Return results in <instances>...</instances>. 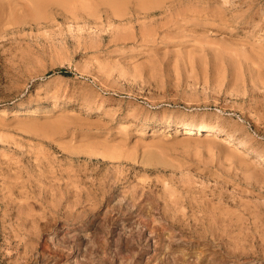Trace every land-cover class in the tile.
<instances>
[{
  "label": "rangeland",
  "instance_id": "obj_1",
  "mask_svg": "<svg viewBox=\"0 0 264 264\" xmlns=\"http://www.w3.org/2000/svg\"><path fill=\"white\" fill-rule=\"evenodd\" d=\"M144 1L0 0V264H264V0Z\"/></svg>",
  "mask_w": 264,
  "mask_h": 264
},
{
  "label": "bare ground",
  "instance_id": "obj_2",
  "mask_svg": "<svg viewBox=\"0 0 264 264\" xmlns=\"http://www.w3.org/2000/svg\"><path fill=\"white\" fill-rule=\"evenodd\" d=\"M146 1V0H145ZM144 1V2H145ZM146 3V2H145ZM144 3V4H145ZM133 5V4H132ZM141 5V4H140ZM111 7V6H110ZM135 7V6H134ZM143 8V7H142ZM193 11V10H192ZM113 12V11H112ZM118 12V11H117ZM208 14V13H207ZM147 16V15H146ZM155 34V29L151 28V27H146L142 30V36H144V38H148V36ZM136 40V39H135ZM236 50V49H235ZM228 54V53H227ZM231 55V54H230ZM153 127V126H152ZM158 128H163L164 130H177V131H184L186 133H190L193 134L194 132H196V134H201V135H205L208 138H218L220 142L226 143L228 149L232 152L231 154H233L235 151H240V152H252L253 153V149L252 148H245L242 143L240 141H236L234 140L232 137H230L229 135L223 133L222 131H220L218 128H216L215 126H210V127H206L200 123H188L186 121H157L156 123H154V127L153 129H158ZM152 129V128H151ZM152 129V130H153ZM144 134V133H143ZM236 152L234 154H236ZM239 153V152H237ZM241 155V154H240ZM258 161V160H257ZM173 219V218H172ZM175 219V218H174ZM176 221V220H175ZM178 222V221H176ZM175 223V222H174ZM180 223V222H179ZM179 227H181L182 230H186L187 227L185 228V224L184 223H180L178 224ZM229 240V239H228ZM240 247V246H239ZM235 249V248H234ZM186 264H195L193 262H187Z\"/></svg>",
  "mask_w": 264,
  "mask_h": 264
}]
</instances>
